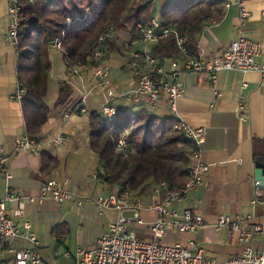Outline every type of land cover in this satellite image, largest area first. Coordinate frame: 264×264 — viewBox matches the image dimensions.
Instances as JSON below:
<instances>
[{
  "label": "crops",
  "instance_id": "crops-1",
  "mask_svg": "<svg viewBox=\"0 0 264 264\" xmlns=\"http://www.w3.org/2000/svg\"><path fill=\"white\" fill-rule=\"evenodd\" d=\"M170 1L173 0H155L161 7ZM10 4L11 0H0V145L7 169L13 174L10 185L20 193L33 231L39 237L43 261L66 264L75 260L78 248H95L117 215L113 208L101 213L94 201L77 204V200L86 196L111 192L109 184L95 177L98 161L90 146V112L104 113L108 102L117 111L128 108L139 111L148 108V104L145 100L135 102L128 97L129 92L138 87V81L131 69L129 52L118 44L104 59V63L112 67L109 89H114L113 97H108L106 89L95 79L92 66L78 65L69 70L60 52L63 63L54 78L52 64L47 100L50 104L55 102L62 82L73 86L75 99H81V90L87 87L90 90L87 113L75 112L64 121L63 113L55 111L42 131L37 152H15L16 137L27 131L21 102L14 97L19 83L18 52L4 38ZM243 10L248 12L244 20ZM241 35L261 42L264 54V0H225L222 20L208 22L198 36V54L207 59L221 56L230 42ZM117 36L118 43L122 44L130 40L131 33L118 29ZM137 42L136 47L142 49V44ZM166 70L169 71L167 65ZM180 80L185 88L176 100V110L172 111L167 95L163 94L155 113L161 117L175 116L193 128L207 127L202 158L210 165V170L205 185L189 190L171 208L179 214L190 208L205 218L206 225L195 232H181L172 227L163 243L179 241L192 247L193 241V248L202 247L207 256L222 264H244L232 259L243 254L248 245L255 252H261L263 234L254 232L248 241H240L237 233L229 234L226 229L217 228L216 223L220 216L227 215L232 219L249 218L247 229L257 224L264 228V190L256 182L258 164H264L263 76L256 71L222 70L215 84L207 73L186 72ZM218 90L221 96L217 95ZM241 101L245 104L244 111L239 109ZM241 115L246 119L242 120ZM58 137L62 139L60 144L55 143ZM43 153L59 159V168L50 176L62 183L67 180L65 187L74 193V199L58 205L51 196L43 200L36 198L41 187L40 176L47 175L42 171ZM5 186V178L0 176V198L4 196ZM32 197L36 199L31 200ZM164 198L161 190L144 198L141 216L145 223L131 225L140 238H152L148 223L156 219L157 212L151 205ZM15 206V202L10 205ZM15 244L26 246L27 242L18 240Z\"/></svg>",
  "mask_w": 264,
  "mask_h": 264
},
{
  "label": "trees",
  "instance_id": "trees-1",
  "mask_svg": "<svg viewBox=\"0 0 264 264\" xmlns=\"http://www.w3.org/2000/svg\"><path fill=\"white\" fill-rule=\"evenodd\" d=\"M22 21L19 31L17 77L25 89L21 100L26 134L40 141L42 131L55 111L81 114V99H75L73 86L62 82L53 104L47 100L52 68L51 52L56 39L62 41L67 68L104 65L109 50L140 40L138 23L150 24L155 0H19ZM158 5V4H157ZM225 0H173L161 8L163 25L176 28L184 37L185 52L175 37L168 35L151 45L150 53L159 61L183 62L198 57V36L208 22L222 20ZM113 27L127 29L129 41L108 42L97 59L101 34ZM118 44V45H117ZM132 60V59H131ZM203 74L206 72H198ZM208 74V73H207ZM157 82L163 75H153ZM74 101L73 103H70ZM175 116L161 117L149 108L125 109L108 118L103 111L90 112V146L98 161L100 179L109 186L127 190L130 196H151L157 188L165 197L182 189L189 180L194 142L176 128ZM126 145L119 149V141ZM42 171L51 175L60 166L56 156L42 154ZM165 183L166 187L162 184ZM0 264H2L0 260Z\"/></svg>",
  "mask_w": 264,
  "mask_h": 264
},
{
  "label": "built area",
  "instance_id": "built-area-1",
  "mask_svg": "<svg viewBox=\"0 0 264 264\" xmlns=\"http://www.w3.org/2000/svg\"><path fill=\"white\" fill-rule=\"evenodd\" d=\"M159 8V9H158ZM161 6L158 5L155 14L148 25L138 23L136 34L139 35V42L142 49H138V43H125L124 50L129 52L131 57V69L138 81V87L129 92L128 97L135 102L145 100L150 110L160 107L161 96L167 95V102L172 111L176 110V100L184 92V83L180 77L186 72H206L211 81L215 84L218 73L222 70H239L242 72H260L264 80V54L262 43L246 36H239L232 40L224 54L213 59L193 56L185 61L168 60L161 63L151 53V45L160 39L173 35L177 45L185 52L184 37L174 27L163 25L161 20ZM248 15L246 10L242 12L244 20ZM22 6L19 0H11L8 8V26L4 34L8 45L18 50L19 31L22 21ZM117 39L116 30L111 27L99 38V47L94 50L93 55L99 59L104 55L105 46L108 42ZM53 47L62 50V41L56 39ZM169 66V71L166 70ZM72 68H69V70ZM112 67L109 64L99 65L94 69V77L103 86L107 95L115 94L114 89H109V78ZM163 75V79L157 82L153 75ZM25 89L18 83L15 99L21 102ZM81 112L87 113L86 102L90 90L84 87L81 90ZM221 96L222 92L217 91ZM239 109H245L243 101L239 102ZM104 113L108 118L115 116L117 110L109 105L104 106ZM70 110L63 112L62 119L67 121L72 114ZM245 120L246 116L241 115ZM176 128L181 130L185 136L194 142L192 150V165L189 170V180L186 185L173 192H169L163 200L151 206L156 210L157 217L148 223L153 236L150 239L140 238L131 229L133 224H144L145 221L141 212L145 207L144 199L130 196L127 190H122L118 186H110L111 192L108 195L86 196L77 200L78 205H83L85 201H94L99 211L102 213L107 208L116 210V218L108 225V229L101 235L97 245L93 249L78 248L75 260L66 264H222L215 258L207 256L202 247H192L176 241L173 243H163L164 236L175 227L181 232H195L198 228L206 225L205 218L200 214L193 213L188 208L179 214L171 207L175 202L182 199L189 190L203 186L207 182V175L210 165L202 158V146L206 140L207 127L193 128L186 122L179 120ZM56 144L62 143L61 137L55 139ZM126 142L121 139L118 148L123 149ZM38 142L28 134L19 135L15 139V152L32 151L37 152ZM0 176H4L6 186L4 196L0 198V260L2 264H64L44 262L40 254V240L33 231L32 221L27 216L25 202L20 193L10 185L13 174L7 169L6 158L2 146L0 145ZM95 177L99 178V174ZM41 187L39 195L36 197L43 200L51 196L58 205H62L67 200L74 199V193L65 187L67 180L62 183L50 175H41ZM257 185L259 186V182ZM166 187V184H162ZM157 188L155 192L160 191ZM32 197L31 200H35ZM16 203L15 207H10ZM250 219L235 218L227 215L220 216L216 223L217 228H224L229 234H238L240 241H248L254 232H260L264 236V228L257 224L252 229H247L246 225ZM18 240L27 242L26 246L15 244ZM235 263L244 264H264V247L261 252H255L253 247L248 245L240 256L232 259Z\"/></svg>",
  "mask_w": 264,
  "mask_h": 264
},
{
  "label": "rangeland",
  "instance_id": "rangeland-1",
  "mask_svg": "<svg viewBox=\"0 0 264 264\" xmlns=\"http://www.w3.org/2000/svg\"><path fill=\"white\" fill-rule=\"evenodd\" d=\"M155 7H157V3L155 4ZM158 12L159 11H155V14H158ZM60 52L61 51H59V49H53L51 52V61L53 64V71H52L53 78L56 77V75L59 73V65H62V63H63L61 61ZM156 110H153V111L156 112Z\"/></svg>",
  "mask_w": 264,
  "mask_h": 264
},
{
  "label": "water",
  "instance_id": "water-1",
  "mask_svg": "<svg viewBox=\"0 0 264 264\" xmlns=\"http://www.w3.org/2000/svg\"><path fill=\"white\" fill-rule=\"evenodd\" d=\"M256 179L259 182V187L264 190V164H258Z\"/></svg>",
  "mask_w": 264,
  "mask_h": 264
}]
</instances>
